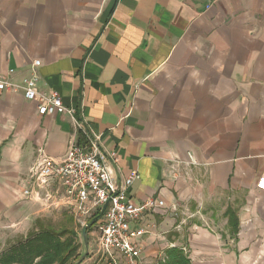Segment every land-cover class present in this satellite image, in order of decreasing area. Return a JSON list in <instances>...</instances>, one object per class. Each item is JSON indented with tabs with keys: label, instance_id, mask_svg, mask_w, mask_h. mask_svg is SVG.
Listing matches in <instances>:
<instances>
[{
	"label": "crops",
	"instance_id": "1",
	"mask_svg": "<svg viewBox=\"0 0 264 264\" xmlns=\"http://www.w3.org/2000/svg\"><path fill=\"white\" fill-rule=\"evenodd\" d=\"M34 61L36 90L75 110L115 185L134 177L128 199L163 202L130 225L143 264L174 247L191 264H264V0H0V76L19 86L0 93L9 236L48 211L80 222L59 182L30 177L84 144L24 99Z\"/></svg>",
	"mask_w": 264,
	"mask_h": 264
},
{
	"label": "built area",
	"instance_id": "2",
	"mask_svg": "<svg viewBox=\"0 0 264 264\" xmlns=\"http://www.w3.org/2000/svg\"><path fill=\"white\" fill-rule=\"evenodd\" d=\"M38 61L33 62V74L22 81L20 87L27 102L35 103L39 116L67 115L79 131L84 144L70 145L66 158L55 163L48 158L40 159L30 170V177L38 185L47 180L59 182L75 208V216L81 220L91 213L102 218L97 224V252L104 264H143L141 249L134 242L144 234L143 229H133L131 223H137L154 208L163 206V202L147 199L139 204L133 203L126 194L134 177L127 178L123 187L118 188L113 180L109 166L102 160L97 138L88 134L82 122L75 117V110L66 108L58 92L41 93L36 90L35 69ZM13 70L0 76V93L15 91L19 88L12 81ZM109 158L115 162V154ZM27 194V193H25ZM117 254L122 259L116 258Z\"/></svg>",
	"mask_w": 264,
	"mask_h": 264
},
{
	"label": "trees",
	"instance_id": "3",
	"mask_svg": "<svg viewBox=\"0 0 264 264\" xmlns=\"http://www.w3.org/2000/svg\"><path fill=\"white\" fill-rule=\"evenodd\" d=\"M89 219L82 230L94 227ZM77 224L71 217L62 215L61 221L37 219L24 235H16L5 241L0 249V264H77L85 254L79 243ZM81 230V234H82ZM156 264H191L188 253L181 248H169Z\"/></svg>",
	"mask_w": 264,
	"mask_h": 264
},
{
	"label": "rangeland",
	"instance_id": "4",
	"mask_svg": "<svg viewBox=\"0 0 264 264\" xmlns=\"http://www.w3.org/2000/svg\"><path fill=\"white\" fill-rule=\"evenodd\" d=\"M48 213L46 217H41V219H49L54 223H58L61 221L62 216L56 210L48 211ZM92 218H95V217L93 216L90 218H85V219L83 218L80 220V222H76L77 226H79L77 231H78L79 243L82 248L81 252H83L84 250L81 230H82V227H84L87 223H89L88 220ZM97 220L98 218L92 220V223H94V227L91 229L90 232L86 234L87 236L86 256H85V259L82 260L80 264H104L103 261H101L100 254L97 252V239H98L97 224L99 223ZM12 235L13 236H9V233H3V232L0 233V249L4 247L5 241L9 238L14 237L15 234H12ZM116 258L118 259L119 262H121L122 259L120 258L119 254H117Z\"/></svg>",
	"mask_w": 264,
	"mask_h": 264
},
{
	"label": "water",
	"instance_id": "5",
	"mask_svg": "<svg viewBox=\"0 0 264 264\" xmlns=\"http://www.w3.org/2000/svg\"><path fill=\"white\" fill-rule=\"evenodd\" d=\"M82 238H83V248L85 250V254L81 257L80 262H78L77 264H80L82 260L85 259L86 256V250H87V236L85 233V229L82 230Z\"/></svg>",
	"mask_w": 264,
	"mask_h": 264
}]
</instances>
